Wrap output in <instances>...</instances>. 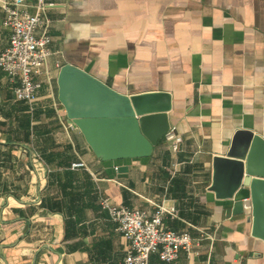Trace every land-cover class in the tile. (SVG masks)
Listing matches in <instances>:
<instances>
[{"label":"crops","instance_id":"obj_1","mask_svg":"<svg viewBox=\"0 0 264 264\" xmlns=\"http://www.w3.org/2000/svg\"><path fill=\"white\" fill-rule=\"evenodd\" d=\"M44 3L51 55L32 106L0 70V264H122L129 244L99 195L149 214L174 209L168 229L214 236L172 264H264L246 214L209 191L213 157L237 131L264 139V0ZM36 4L25 9L34 14ZM3 20L0 9V52L10 37ZM67 64L123 95L168 92L178 152L162 136L149 157L99 159L59 100ZM150 264L165 263L152 255Z\"/></svg>","mask_w":264,"mask_h":264},{"label":"water","instance_id":"obj_2","mask_svg":"<svg viewBox=\"0 0 264 264\" xmlns=\"http://www.w3.org/2000/svg\"><path fill=\"white\" fill-rule=\"evenodd\" d=\"M58 87L69 122L102 161L149 157L170 129L168 92L123 95L69 64L60 69ZM117 172L125 177L127 168ZM243 189L247 198L238 196ZM209 191L218 200L234 201L235 213L246 214L251 235L264 242V139L237 131L225 155L213 157Z\"/></svg>","mask_w":264,"mask_h":264},{"label":"built area","instance_id":"obj_3","mask_svg":"<svg viewBox=\"0 0 264 264\" xmlns=\"http://www.w3.org/2000/svg\"><path fill=\"white\" fill-rule=\"evenodd\" d=\"M48 5L37 0L35 13L25 9V0H0L4 13L3 25L10 30L9 45L0 52V70L11 82H16L15 99L33 105L40 82L35 77L42 73L51 55L49 45V21L45 16ZM171 143V151L178 152L182 138L169 129L165 134ZM73 169L86 168L83 162L72 164ZM99 204L109 219L117 225V230L129 244V252L122 264H150V257L156 255L165 264L174 263L180 252L188 257L194 254L203 239L213 242L214 236L200 232L194 239L186 231L168 229L163 218L166 214L175 217L174 209L158 207L149 214L126 205L115 204L104 195H99Z\"/></svg>","mask_w":264,"mask_h":264}]
</instances>
